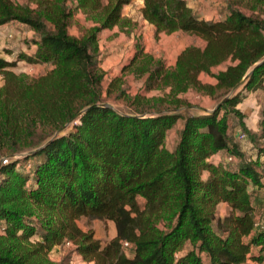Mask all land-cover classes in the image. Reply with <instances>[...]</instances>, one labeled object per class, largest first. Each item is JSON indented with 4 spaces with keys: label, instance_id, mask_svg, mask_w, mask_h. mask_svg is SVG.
<instances>
[{
    "label": "trees",
    "instance_id": "trees-1",
    "mask_svg": "<svg viewBox=\"0 0 264 264\" xmlns=\"http://www.w3.org/2000/svg\"><path fill=\"white\" fill-rule=\"evenodd\" d=\"M131 2L0 0V26L17 22L35 35L31 52L0 48V264L264 260V223L253 201L264 177V99L256 131L246 127L238 108L244 91L264 88V61L228 95L264 57V0H247L249 12L227 0L220 18L200 16L187 0H142L141 17L155 36L181 31L204 44L184 46L166 68L136 42L125 68L144 77V91L167 87L169 94H136L131 110L118 111L101 105L98 36L114 26L133 30L135 23L123 14ZM77 10L91 21L81 36L68 32ZM19 61L52 67L28 78L10 69ZM201 74L215 82H202ZM190 88L219 91L217 103L228 96L211 111H178L187 103L172 96ZM73 119L71 130L52 136ZM178 119V137L169 147L166 132ZM236 126L242 130L233 137L247 132L255 144L254 159L244 158L231 138ZM221 150L238 159L234 167L215 160ZM222 202L227 211L218 214ZM81 218L111 221L115 233L101 241L81 229ZM67 240L85 263L50 259Z\"/></svg>",
    "mask_w": 264,
    "mask_h": 264
},
{
    "label": "rangeland",
    "instance_id": "rangeland-1",
    "mask_svg": "<svg viewBox=\"0 0 264 264\" xmlns=\"http://www.w3.org/2000/svg\"><path fill=\"white\" fill-rule=\"evenodd\" d=\"M23 1V0H15ZM217 5L212 0H187L192 7L197 9L200 16L206 18H220L223 12V6L227 0H219ZM230 2L239 6L245 12H249V8L246 5L247 0H229ZM215 5V6H214ZM142 6V0H132V2L126 5L123 9V14L129 17L132 23H135L133 30L130 33L122 31L119 27L114 26L110 29H104L99 33L98 36V47H99V64L98 67L103 71L102 79V97L106 100V103L110 104L118 111H129L133 108L130 105V101L136 94L144 95L149 98L151 96L168 95L169 89L167 87L153 89L149 91L143 90L144 77H139L136 73H133L127 67L132 55L135 51V43L140 42L143 49L154 55L156 58H162L166 68H170L174 62L176 54L186 45H197L203 46V41L196 36L176 31L172 33L161 32L157 36L153 33V27L145 20L142 19L140 14V7ZM91 24V21L87 20L81 11H76L74 14L71 24L68 28V32L74 36H81L86 27ZM35 37L34 33L27 27L11 22L8 25L0 27V48L8 47L14 53L19 51H29L31 44L30 39ZM9 58H12L9 56ZM227 63H223L212 69V73H216L220 68L224 67ZM52 65L49 64H35L27 63L26 61H19L16 66L11 67L16 74L24 75L28 78L37 77L38 75L44 74ZM115 85L110 86V83L115 80ZM200 79L202 82L214 83L215 79L211 75L201 74ZM2 75L0 74V85L2 84ZM110 92L107 93V89ZM123 89L124 95L118 97V91ZM237 89V88H236ZM220 94L219 91L214 95L206 94L195 88H190L186 92L173 95V98L185 100L187 104H183L178 111L198 112L202 110L211 111L217 101L213 96ZM131 98V99H130ZM264 99V88L244 91L243 98L238 104V108L244 115L243 121L246 127L250 131L257 130V119L258 111L262 100ZM172 110V109H170ZM150 113V112H147ZM74 119L66 123L65 127L59 131V134H63L71 130ZM182 123V119L175 121L167 130L165 137V145L171 147L177 140L178 130ZM240 126H236L233 130L229 131L230 136L236 141L239 149L241 150L243 157L246 159H254L256 154V147L254 146L249 138L247 132L244 139L233 137L235 132L241 131ZM237 136V135H236ZM261 145L264 147V140ZM24 153V152H23ZM18 154V153H17ZM16 156V155H12ZM216 157V156H215ZM2 157L1 160H3ZM216 160V159H215ZM234 163H223L228 167H234ZM260 161L263 165L264 154L261 155ZM264 166V165H263ZM256 192V191H255ZM223 210L227 211V205L225 203H219L217 206V213L219 214ZM259 220L261 224L264 223V213L260 214ZM78 225L83 230L91 229L94 232V236L99 238L101 241H107L114 233V224L111 221H99L92 220L87 221L85 218H81L78 221ZM50 259L53 261L70 260L73 263H85L81 256L74 250L73 247L57 246L56 249L50 252Z\"/></svg>",
    "mask_w": 264,
    "mask_h": 264
},
{
    "label": "crops",
    "instance_id": "crops-1",
    "mask_svg": "<svg viewBox=\"0 0 264 264\" xmlns=\"http://www.w3.org/2000/svg\"><path fill=\"white\" fill-rule=\"evenodd\" d=\"M212 1H215V5L218 4V2H220L219 0H212ZM189 4V3H188ZM191 7H192V4H189ZM214 5V6H215ZM125 7V6H124ZM193 8V7H192ZM194 9V8H193ZM195 10V9H194ZM196 12H197V9H196ZM225 14V9L223 10L221 16H223ZM220 16V17H221ZM206 18H209V17H206ZM11 23V22H9ZM9 23L5 24V25H8ZM17 23V22H16ZM17 24H20V23H17ZM5 25H2V26H5ZM22 26H24L23 24H21ZM0 26V27H2ZM221 69V68H220ZM182 124V123H181ZM181 127V125H180ZM179 127V129H180ZM220 155H222L224 153V150H221V151H218ZM216 156V155H215ZM215 159L217 160L218 157L216 156ZM218 161V160H217ZM263 165H264V161H263ZM263 181V186L257 190L254 195H253V201L255 203V206H256V209H257V212H258V218H260V214H263L264 213V177L262 179ZM226 211L223 210L222 212H220L219 214H225ZM250 262V260L247 261V263ZM246 263V264H247ZM251 263V262H250Z\"/></svg>",
    "mask_w": 264,
    "mask_h": 264
},
{
    "label": "water",
    "instance_id": "water-1",
    "mask_svg": "<svg viewBox=\"0 0 264 264\" xmlns=\"http://www.w3.org/2000/svg\"><path fill=\"white\" fill-rule=\"evenodd\" d=\"M264 61V57L262 58V59H260L259 61H257L247 72H246V74L243 76V78L238 82V83H236V85L235 86H233L232 88H231V90H230V92L228 93V95L229 94H231L239 85H241L242 84V82H243V80L247 77V76H249L250 74H251V72H252V70L256 67V66H258V65H260L262 62ZM228 95H226V96H224L218 103H216V105H215V107L214 108H216L221 102H223L226 98H227V96ZM101 105H104V106H109V107H112L110 104H108V103H102ZM113 108V107H112ZM205 111H207V110H205ZM81 112H83V110L82 111H80L78 114H77V116L81 113ZM65 127V126H64ZM63 127V128H64ZM63 128H61V129H58V130H56L54 133H53V135L52 136H56L57 134H59V131H61ZM32 151H27V152H24V153H19V154H16V156L15 157H24V156H27L28 154H30Z\"/></svg>",
    "mask_w": 264,
    "mask_h": 264
},
{
    "label": "built area",
    "instance_id": "built-area-1",
    "mask_svg": "<svg viewBox=\"0 0 264 264\" xmlns=\"http://www.w3.org/2000/svg\"><path fill=\"white\" fill-rule=\"evenodd\" d=\"M245 134L243 132L237 133V138L239 139H244ZM216 156L218 157V161L223 162V163H234L236 161V158L228 153L227 151L224 150V153L222 155L219 154V152L216 153ZM6 159H3L2 161H5ZM124 245H127L126 242L123 243ZM63 247H73V244L70 241H65L63 244ZM254 264H264V260L260 263L255 262Z\"/></svg>",
    "mask_w": 264,
    "mask_h": 264
}]
</instances>
